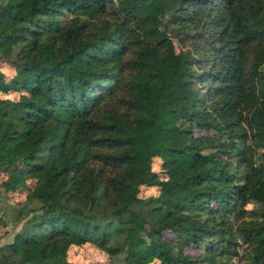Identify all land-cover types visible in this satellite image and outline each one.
Returning a JSON list of instances; mask_svg holds the SVG:
<instances>
[{
	"label": "trees",
	"instance_id": "obj_1",
	"mask_svg": "<svg viewBox=\"0 0 264 264\" xmlns=\"http://www.w3.org/2000/svg\"><path fill=\"white\" fill-rule=\"evenodd\" d=\"M88 244L264 264V0H0V264Z\"/></svg>",
	"mask_w": 264,
	"mask_h": 264
},
{
	"label": "rangeland",
	"instance_id": "obj_2",
	"mask_svg": "<svg viewBox=\"0 0 264 264\" xmlns=\"http://www.w3.org/2000/svg\"><path fill=\"white\" fill-rule=\"evenodd\" d=\"M157 163V162H156ZM157 168V165H156ZM153 189H145L142 190L140 193L141 197H146L149 193H152ZM11 196V195H10ZM10 202H19L21 200L19 197L11 196ZM19 199V200H18ZM13 201V202H12ZM14 203V204H17ZM15 212H6L5 213V222L2 231L9 229L8 236H5L1 241V244L9 243L12 240L13 234L20 228V225L16 227H12L11 221L14 218ZM194 253V252H193ZM69 262L73 264H111L109 257L101 252L98 248L94 247L93 245H84L81 247H74L69 251L68 254Z\"/></svg>",
	"mask_w": 264,
	"mask_h": 264
}]
</instances>
